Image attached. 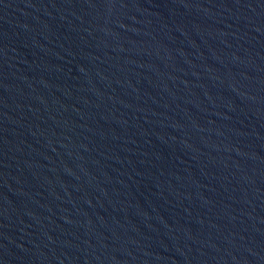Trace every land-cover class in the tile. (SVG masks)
Here are the masks:
<instances>
[{
    "label": "water",
    "instance_id": "95a60500",
    "mask_svg": "<svg viewBox=\"0 0 264 264\" xmlns=\"http://www.w3.org/2000/svg\"><path fill=\"white\" fill-rule=\"evenodd\" d=\"M0 264H264V0H0Z\"/></svg>",
    "mask_w": 264,
    "mask_h": 264
}]
</instances>
